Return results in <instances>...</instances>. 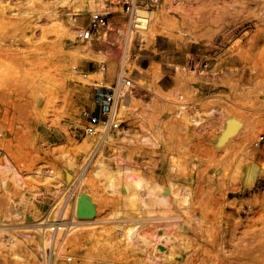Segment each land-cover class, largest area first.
Wrapping results in <instances>:
<instances>
[{
	"label": "rangeland",
	"instance_id": "rangeland-1",
	"mask_svg": "<svg viewBox=\"0 0 264 264\" xmlns=\"http://www.w3.org/2000/svg\"><path fill=\"white\" fill-rule=\"evenodd\" d=\"M138 6L159 10L145 34L110 0H0V264H42L26 236L38 235L54 207L67 221L74 209L80 217L53 264H155L142 256L143 243L123 241L134 207L98 172L97 159L116 167L120 158L123 168L192 190L190 214L210 232L189 228L185 257L173 264H264V146L254 144L264 134V0ZM93 12L109 14V34L81 57L77 32ZM120 30H135L129 46ZM102 66L109 79L127 72L132 98L119 116L123 130L85 136L89 79ZM229 123L235 131L225 137ZM248 165L257 170L251 186ZM79 185L73 209L67 196ZM148 229L141 240L151 244Z\"/></svg>",
	"mask_w": 264,
	"mask_h": 264
},
{
	"label": "bare ground",
	"instance_id": "bare-ground-1",
	"mask_svg": "<svg viewBox=\"0 0 264 264\" xmlns=\"http://www.w3.org/2000/svg\"><path fill=\"white\" fill-rule=\"evenodd\" d=\"M90 4L92 5L91 7H93V1H90ZM96 4L98 5L97 2ZM96 4L95 6H97ZM96 9L98 10V8ZM158 15H159L158 9L155 10V9L143 8L138 6L135 9V12L133 13L134 20H133V26L132 25L131 26L134 27L135 30L137 29V31H140L141 34H145L146 33L145 30H148V24L152 23V21H154ZM9 22L11 23L13 21H9ZM109 29H110V25L103 31L104 39L105 37L107 38V35L109 34L108 33ZM135 30H129L127 35H125V37L121 33L122 31L120 30L119 32L120 35L119 33L118 35L120 37L122 36L124 38V41L126 40L125 44L129 46V44L134 39V37L137 36V35L134 36ZM75 52L77 53L78 56L81 57H92V54L95 53L96 50L93 47V43L88 42L81 47L76 46ZM94 78L99 79L102 82H104L105 80L101 73ZM112 82L113 79L108 78L106 84L110 85V83ZM131 94L132 93L124 97L120 106L119 116L126 114L127 107L125 106V103L129 102L130 99L132 98ZM234 131H235L234 124L229 123L225 137L231 135ZM122 135L129 137L128 135H126V133L125 134L122 133ZM123 138L125 139V137ZM107 140L113 142L114 138L109 136L107 137ZM91 148H92L91 144H86L83 146L85 152L90 151ZM96 163L98 165V170H99L98 172L106 171L110 174L109 176L110 180L107 179L109 180V183H106V185L107 184L108 186L116 185L118 187V191L121 194V196L125 198L126 200L125 202L129 203L128 206L130 205L134 207V209H132L134 210V214L133 213L130 214V212L132 211L131 209L129 208L126 209L128 211L131 210L129 212V214L131 215V219L129 220V222L127 220L129 218H126L129 224L126 225L125 224L127 223L126 221L124 225H122L121 222H119L122 225V229H121L122 235L121 234L120 235L123 238V241H125V244L127 243L129 245H133V242H136L137 244L143 243L145 246L143 247V249H141L143 251L141 254H143L142 256H145L148 262L155 264H173V262L178 258L180 259L185 257L184 255L185 247L182 244V242H184L186 238V233L189 230V228L197 230L201 233L209 234L210 228L206 224V221L203 219L204 217L203 218L197 216L195 217L190 214V208H191L190 205L192 202V190L190 189L189 186H181L175 181H169L167 183H164L156 179H151L139 172H136L131 167L123 168L120 165L122 163L121 158L117 162L116 167H110L102 159H97ZM256 173L257 170L255 166L252 165L245 166L243 170V175L245 179V184L247 186H251L253 184ZM83 174L84 173L81 174V177ZM81 177L79 181L81 180ZM65 190L61 192L62 196L66 194ZM80 193L81 192L79 185L78 188H74L71 192H69L67 196L68 197L67 201H71V200L74 201L73 209L76 208L77 206L76 203L78 197H80ZM59 213H60L59 208L54 207L52 213L48 217H46L44 221L42 222L40 221V223H37L38 226L40 225V227L41 225H45L43 228H38V229L35 228V230H37L38 232V235L26 236L28 241L33 242V244L36 246L38 250L40 257L42 258V260H44L42 261V264H45V260L47 259L48 253L50 252L49 248L50 250H54L53 252L54 261L58 253H59V257L64 256L63 245L65 240L64 237L65 231L66 230L71 231L73 228H75L73 223L74 224L75 222L77 223V219H79L80 217V215L77 212V209H74L73 213L70 214L71 217L69 221L66 220V217L68 216L67 212L62 213L61 215ZM124 220L125 219H123V222ZM70 224H72L73 226L70 227L69 226ZM117 226L120 229L121 226L119 225ZM145 227L149 228L148 231L151 230V238H152L151 244L141 240V238L145 237L147 233L144 232ZM1 232H0V241L2 237ZM72 238H74V236ZM184 243L186 244V242ZM1 244L3 245V243ZM7 245L10 250H15L18 247V243L13 239H9ZM20 249L22 248H19V250Z\"/></svg>",
	"mask_w": 264,
	"mask_h": 264
},
{
	"label": "built area",
	"instance_id": "built-area-1",
	"mask_svg": "<svg viewBox=\"0 0 264 264\" xmlns=\"http://www.w3.org/2000/svg\"><path fill=\"white\" fill-rule=\"evenodd\" d=\"M162 0H110L111 5L120 6L132 23L133 13L139 3L145 7H158ZM109 26V14L93 12L90 14L89 23L77 32V39L83 43H93L103 38V31ZM106 67L102 66L104 82L96 78L89 79L93 89V107L83 111L82 133L85 136H99L110 134L124 129V122L120 121L119 110L125 96L129 95L134 88L133 80L127 76V72L120 69L110 85L106 84L108 78L104 76ZM96 72V71H95ZM91 72H81L83 78H89ZM97 73V72H96ZM1 136V133H0ZM255 146H264V134L259 135ZM52 258L47 264H53ZM67 262L72 257H67Z\"/></svg>",
	"mask_w": 264,
	"mask_h": 264
},
{
	"label": "crops",
	"instance_id": "crops-1",
	"mask_svg": "<svg viewBox=\"0 0 264 264\" xmlns=\"http://www.w3.org/2000/svg\"><path fill=\"white\" fill-rule=\"evenodd\" d=\"M243 47V46H242Z\"/></svg>",
	"mask_w": 264,
	"mask_h": 264
}]
</instances>
